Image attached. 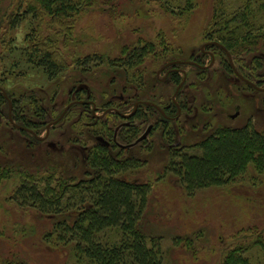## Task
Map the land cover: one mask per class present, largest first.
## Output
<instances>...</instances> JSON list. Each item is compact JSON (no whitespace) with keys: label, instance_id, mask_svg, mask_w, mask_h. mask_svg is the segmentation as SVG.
<instances>
[{"label":"rangeland","instance_id":"374dc122","mask_svg":"<svg viewBox=\"0 0 264 264\" xmlns=\"http://www.w3.org/2000/svg\"><path fill=\"white\" fill-rule=\"evenodd\" d=\"M26 1L0 0V93L8 104L15 101L21 116L34 125L45 113L35 131L41 140L13 126L6 116L9 106L0 105V166L40 174L50 168L79 178L90 149L112 142L123 122L117 111L129 115L140 101L160 109L169 106L170 115L178 112V118L164 119L140 105L145 119L133 123L139 136L149 125L153 128L144 141L121 153L143 164L120 178L152 186L141 219L144 234L155 239L164 264H222L237 247L246 248L241 254L248 264H264V173L251 165L228 185L187 196L178 178L164 171L170 152L198 154L195 146L222 127L250 125L264 134V9L255 6L260 0H250L249 6L248 0H223L220 6L217 0H97L67 33L63 26H50L47 18L24 14ZM188 4L190 9L182 10ZM245 5L248 27L259 39L248 48L239 44L230 64L220 48L205 45L221 36L219 26H212L217 8L229 17ZM12 19L18 24L11 29ZM37 43L63 64L57 76H48L38 65L32 50ZM145 45L150 48L142 63L127 67L132 51ZM191 59L206 69L175 64L184 81L175 95L176 85L160 69ZM116 139L124 144L119 133ZM18 182L11 177L0 185V260L77 264L73 243L63 246L48 238L50 221L11 199ZM113 233L106 236L111 239Z\"/></svg>","mask_w":264,"mask_h":264},{"label":"trees","instance_id":"16d2710c","mask_svg":"<svg viewBox=\"0 0 264 264\" xmlns=\"http://www.w3.org/2000/svg\"><path fill=\"white\" fill-rule=\"evenodd\" d=\"M95 3L97 0H27L24 14L31 15L36 20L47 18L50 26H63V31L67 33L71 23ZM250 3L248 0L246 5L249 6ZM222 4L223 0H217V6ZM248 6L229 17L219 8L213 15V29L214 25L219 26L217 32L221 33L216 43L231 58L233 53L237 55L239 44H246L248 48L251 42L259 39L253 36V28H249L252 25L248 27L251 24L247 12L245 13ZM255 6L257 10L264 9V0H260ZM189 7L188 4L182 10H189ZM17 24L18 21L12 19L10 28ZM42 45L37 43L32 48L35 57L39 58L38 65L48 76H57L64 66L54 53ZM148 48L150 46L145 45L132 51L125 65L134 67L141 64ZM177 80L176 78L174 82ZM2 104L8 110V99L0 93V105ZM11 104L12 113L6 114L7 119L11 117L12 122L24 128L25 130H20L24 134L32 132L34 137L38 136L35 131L43 122L45 113H39L40 122L34 125L25 116H21L23 111L15 101ZM147 108L158 111L154 107ZM161 110L165 116H169L167 109ZM158 113L166 119L159 111ZM144 119L137 109L128 119L129 125L119 130L124 145L138 139L139 128L133 123ZM9 122L11 123L10 120ZM195 147L198 154L170 152V159L164 170L178 178L187 196L211 187L228 185L243 176L251 165L259 173H264V134L250 125L241 128L222 127ZM123 150L114 142L96 145L88 152L86 168L79 178L63 173L58 175L50 168L40 174L39 171L28 173L21 172L19 168L0 166V185L11 177L19 179L11 199L20 207L31 209L50 221L48 238L54 237L63 246L73 243L72 250L77 264H164L163 254L156 247L155 239L146 236L141 225L152 186L120 178L121 174L143 164L138 158L123 157ZM108 231L114 232L111 239L106 236ZM147 241L151 242L150 246ZM244 249L237 247L229 251L222 264H248L241 254ZM0 264L27 263L6 259L0 260Z\"/></svg>","mask_w":264,"mask_h":264},{"label":"flooded vegetation","instance_id":"af4514ba","mask_svg":"<svg viewBox=\"0 0 264 264\" xmlns=\"http://www.w3.org/2000/svg\"><path fill=\"white\" fill-rule=\"evenodd\" d=\"M218 44V43H217ZM205 46H216V47H218V48H222V46L221 45H216V44H211V43H209V44H206ZM223 49V48H222ZM206 53H209V52H207V51H205ZM204 52V53H205ZM181 62L183 61V62H185V60H180ZM212 61L214 62V60H213V57H212ZM211 61V62H212ZM212 62V63H213ZM168 63H171V62H168ZM168 63H166L165 65H167ZM184 64H189V65H192V66H194V67H196V68H198V69H200V70H205L206 68H204L205 66H203V65H201L200 63H199V61L198 60H194V59H191L190 61H186ZM165 65L163 66V67H165ZM181 65H183V63H181ZM178 66H180V65H170V66H167L166 68H164V69H162V67H161V71H165V78L166 79H169L171 82H173L175 85H176V89H175V92H174V94L176 93H178L179 91H180V89H181V87L183 86L182 85V83L184 82L183 81V79H179V74H180V72H179V69H178ZM230 66V65H229ZM201 67H203V68H201ZM230 68L231 69H233L231 66H230ZM160 71V72H161ZM233 71V70H232ZM233 73H234V75L237 77V78H239L240 80H242L243 82H244V80H246V81H249V82H251V83H253L256 87H258L254 82H252V81H250L249 79H247L246 77H244L243 75H238V73L237 72H235V71H233ZM183 76L185 77L186 76V73L185 72H183ZM176 78L178 79L177 80V82H174V80H176ZM245 83V82H244ZM247 84V83H246ZM248 85V84H247ZM252 87V86H251ZM254 88V87H253ZM175 94V95H176ZM120 99H122V97H120ZM140 102H146V101H140ZM82 105L84 104V105H86L87 103H86V101H81L80 102ZM136 103H138V102H136ZM135 103V104H136ZM148 103V102H147ZM134 104V105H135ZM151 104L152 103H149V105H145V104H139L138 106H137V109L139 108V106L140 105H144V106H149V107H151ZM174 105H175V107L178 109V111H179V104L178 103H174ZM136 109V110H137ZM166 109L169 111V106L168 107H166ZM176 109V110H177ZM134 110V106H133V108H132V111ZM132 111H131V113H132ZM162 114V113H161ZM118 115H119V117H121L122 119H123V122L122 123H120L117 127H116V129L114 130V133H113V136H112V142H114L119 148H121V149H125V148H128V147H131V146H128V145H131V144H133V143H135V142H133V143H131V144H128V145H124V144H120V143H118L117 142V140L118 139H116L117 138V135H118V133H119V130L123 127V126H125V125H129L128 124V119L131 117H124V116H128V115H122L121 113H118ZM163 115V114H162ZM167 120H173V119H175V118H178L179 117V113L177 112V115L175 116V117H172L170 114H169V116H165V115H163ZM149 126H151V129H150V132H151V130H152V125H149ZM148 126V127H149ZM147 127V128H148ZM146 128V129H147ZM145 132V131H144ZM149 132V133H150ZM149 135V134H148ZM147 135V136H148ZM140 137V136H139ZM138 137V138H139ZM147 138V137H146ZM145 138V139H146ZM144 139V140H145ZM143 140V141H144ZM142 142V141H141ZM141 142H139V143H141Z\"/></svg>","mask_w":264,"mask_h":264},{"label":"water","instance_id":"95a60500","mask_svg":"<svg viewBox=\"0 0 264 264\" xmlns=\"http://www.w3.org/2000/svg\"><path fill=\"white\" fill-rule=\"evenodd\" d=\"M211 44H216V45H218L217 43H211ZM226 55H227V57H228V60H229V62H230V64H232V62H231V57H230V55L226 52ZM213 62V61H212ZM181 63H185V62H181V61H175V62H172V63H168L167 65H165V67H163L162 69H164V68H166L167 66H169V65H175V64H181ZM201 68H203V67H201ZM244 82L245 83H247L248 85H250V86H252V87H254V88H256V89H258L253 83H251V82H249V81H246V80H244ZM176 94V93H175ZM145 104V105H149V103H147V102H138V103H136L135 105H134V110L132 111V113L131 114H129L128 116H124V117H130V116H132L133 114H134V112L136 111V109H137V106L139 105V104ZM73 103H70L64 110H63V112L61 113V115L59 116V118L56 120V121H54V122H52V123H50L48 126H47V133H48V131H49V128L52 126V125H54V124H56L59 120H61L62 118H63V116H64V114L66 113V111L68 110V108L72 105ZM151 106L152 107H154L155 109H157L160 113H162L163 115H164V113H163V111L157 106V105H155V104H151ZM109 111V110H108ZM108 111H106V112H108ZM94 112V111H93ZM11 114V103L9 102V115ZM9 120L12 122V120H11V117H9ZM17 129H19V130H25L24 128H22V127H20V126H18V125H14ZM150 129H151V126H149L146 130H145V132L135 141V143H133V144H131V145H128V146H133L134 144H137V143H139V142H141V141H143L146 137H147V135L149 134V132H150ZM39 140H41V138H38Z\"/></svg>","mask_w":264,"mask_h":264}]
</instances>
